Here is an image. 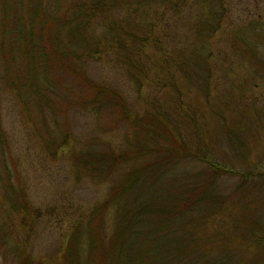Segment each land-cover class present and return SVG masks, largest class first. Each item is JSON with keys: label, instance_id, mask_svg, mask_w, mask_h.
<instances>
[{"label": "rangeland", "instance_id": "obj_1", "mask_svg": "<svg viewBox=\"0 0 264 264\" xmlns=\"http://www.w3.org/2000/svg\"><path fill=\"white\" fill-rule=\"evenodd\" d=\"M136 193L140 253L264 264V0H0V264H107Z\"/></svg>", "mask_w": 264, "mask_h": 264}, {"label": "trees", "instance_id": "obj_2", "mask_svg": "<svg viewBox=\"0 0 264 264\" xmlns=\"http://www.w3.org/2000/svg\"><path fill=\"white\" fill-rule=\"evenodd\" d=\"M92 90L94 91L92 97L86 101H83L84 105H92L94 103L95 104L100 103L104 105V104L111 103V100L107 99V97L109 96H107L106 94L105 95L103 94L105 92L106 93L108 92L107 88L102 87V86L101 87L94 86ZM111 94L114 98L116 99L119 98L115 92H112ZM124 117L129 118L127 115H125ZM131 119L133 121L140 122L141 118L140 116L135 115ZM144 119H145V122H150L151 124H159L162 127H165L162 121L159 120L155 116H151L147 114L144 116ZM181 149L183 150L182 147ZM140 153H144L141 148H139L138 150L134 152L135 155H139ZM168 154H170V152ZM173 155H175V152H173ZM121 159H122L121 156L112 158L113 162H115V160L120 161ZM153 165H154V162H148L143 167L141 166V169L139 170L138 168L131 170L132 172L125 178L123 182L124 184L123 187L113 191V197L115 198L120 197L121 194L126 192L125 188H130V186H133L134 184H136L138 177H139V175L137 174L139 173L142 174L144 170H147ZM84 168L89 169V172H91L92 170L91 167H89L87 162L84 164ZM137 198H138V201H137ZM141 211H142V208H141V204L139 202V197L137 193L136 195L130 198L128 203L127 202L122 203L120 210L117 211V215H116L115 233L110 242V245L107 248L105 247L100 248L101 252H99V255L97 257L99 261L103 258H106L108 259L107 264H138V262H141V264H164L163 258H165L166 256L163 254H158L156 250V249H162L168 252L165 248L161 247L162 246L161 242L163 241H159L156 244H155V240L151 242L149 244V249L151 253H140L142 246L138 241L142 243L143 240H147V242H149L151 241L150 238L155 239L153 236H151V232L153 231V229L149 227H142L143 225L141 224L143 222V219H141V216H140L142 213ZM98 214H99V209L93 212L94 217L95 216L97 217ZM165 217H168V216L166 215ZM92 247H93V244H92Z\"/></svg>", "mask_w": 264, "mask_h": 264}]
</instances>
